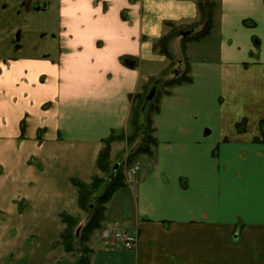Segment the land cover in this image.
Instances as JSON below:
<instances>
[{
    "label": "crops",
    "instance_id": "obj_1",
    "mask_svg": "<svg viewBox=\"0 0 264 264\" xmlns=\"http://www.w3.org/2000/svg\"><path fill=\"white\" fill-rule=\"evenodd\" d=\"M44 6L45 47L0 54V264L57 263L60 214L83 212L73 181L101 173L103 140L129 129L134 95L177 68L192 81L162 96L153 156L134 178L124 164V205L119 190L107 203L102 229L137 242L113 249L97 230L91 264H264V0H219L203 51L176 36L172 59L154 44L165 21L199 19L197 0Z\"/></svg>",
    "mask_w": 264,
    "mask_h": 264
},
{
    "label": "trees",
    "instance_id": "obj_2",
    "mask_svg": "<svg viewBox=\"0 0 264 264\" xmlns=\"http://www.w3.org/2000/svg\"><path fill=\"white\" fill-rule=\"evenodd\" d=\"M197 5L199 11L198 20L185 25H177L172 21H165L164 25L166 32L154 44L155 50H158L167 58L172 59V55L168 48L169 42L173 37L182 36L181 31L183 29L203 24L202 29L194 35L183 37L182 40L184 42L190 39L199 40L210 34L214 25L218 3H216L215 0H197ZM191 81L192 78L189 75L188 68L179 76H174L170 79L161 78L154 80L150 78L148 82L143 85L142 90L134 95L129 118L130 131H113L108 138L103 140L104 146L98 156L97 166L102 173L107 174V178L97 173L93 175L88 182L80 180L73 181L77 189V205L83 212L88 214L89 217L81 230L80 236L76 237L75 230L80 223L79 219L71 213H61V222L65 227L61 232L58 244L63 246L66 253L77 255L75 264H91V255L93 251L89 242L93 234L103 226L107 211V203L118 190L126 186L124 164L130 166L141 155L153 156V148L157 144L153 116L159 111L162 96L169 94L176 85ZM159 85L165 87L164 91H159ZM152 92L153 97L148 100L147 96ZM261 125L264 126V121L261 122ZM238 126H245V121ZM22 127L24 128V123ZM115 141H126L131 148L124 163L120 165L115 175L111 177L113 171V164L111 163V145ZM137 141H139V144L135 150L132 151Z\"/></svg>",
    "mask_w": 264,
    "mask_h": 264
},
{
    "label": "rangeland",
    "instance_id": "obj_3",
    "mask_svg": "<svg viewBox=\"0 0 264 264\" xmlns=\"http://www.w3.org/2000/svg\"><path fill=\"white\" fill-rule=\"evenodd\" d=\"M215 1L218 3L219 8V0ZM27 2L28 0H0V54L15 56L20 51H26L33 48L34 50L42 49L49 42L50 38H48V35L44 31L46 22L45 13L42 12L43 9H45L44 2H32L30 4ZM218 8L216 9V14L218 12ZM202 27L203 24H199L195 27V29L198 31L201 30ZM14 28H17L15 33L13 31ZM18 34L20 40H18ZM204 38L199 40L190 39L186 41V45L195 49L196 51H203V48H205V43L201 42V40ZM21 42L22 49H17ZM179 69L177 68V70ZM161 78H163V75H161V77L158 79ZM170 78H172V76L169 75V79ZM164 88L165 87L162 85H159V91H164ZM127 131L129 132L130 130L128 129ZM123 143L127 144L126 141ZM123 143H120V145ZM130 148L131 147L127 144V155L130 151ZM126 150L119 151L116 155V158L111 159V163L114 164L115 161L121 158V156L125 154ZM99 175L107 178V174L102 172L99 173ZM118 192H120L119 198L116 200V202H114L117 208H119V211L124 205L120 201H125V195L127 193L123 192V189H120ZM116 193L114 194L113 198L115 197ZM120 197L122 198L120 199ZM113 198L110 201H113ZM110 203L112 204V202ZM117 203H121V206L117 205ZM76 217L79 219V222L82 220L86 222L89 215L85 212H82V215H78ZM55 253V261L57 262L56 264H75L77 260L76 254L64 253V248L61 244Z\"/></svg>",
    "mask_w": 264,
    "mask_h": 264
},
{
    "label": "built area",
    "instance_id": "obj_4",
    "mask_svg": "<svg viewBox=\"0 0 264 264\" xmlns=\"http://www.w3.org/2000/svg\"><path fill=\"white\" fill-rule=\"evenodd\" d=\"M46 0H29V2H44ZM140 169L139 163H136L128 170V177L134 178ZM101 236L107 246L113 249L130 250L137 242V233L130 232L119 227H106L102 230Z\"/></svg>",
    "mask_w": 264,
    "mask_h": 264
},
{
    "label": "water",
    "instance_id": "obj_5",
    "mask_svg": "<svg viewBox=\"0 0 264 264\" xmlns=\"http://www.w3.org/2000/svg\"><path fill=\"white\" fill-rule=\"evenodd\" d=\"M181 33H182V37L185 38V37H189V36L195 34L196 33V30L194 28H186V29H183L181 31ZM175 74H176V76H179L180 75V72L178 70H175ZM152 97H153V92L149 96H147V99L150 100ZM138 144H139V141H137V143L133 146L132 151L135 150V148L138 146ZM122 162H123V159H119L112 166L113 171L111 173V177H113L115 175L117 169L120 167V165L122 164ZM84 224H85V221H81L79 223L78 227L75 230L76 237H79L80 236V233H81V230H82Z\"/></svg>",
    "mask_w": 264,
    "mask_h": 264
},
{
    "label": "flooded vegetation",
    "instance_id": "obj_6",
    "mask_svg": "<svg viewBox=\"0 0 264 264\" xmlns=\"http://www.w3.org/2000/svg\"><path fill=\"white\" fill-rule=\"evenodd\" d=\"M28 3L30 4V2L28 1Z\"/></svg>",
    "mask_w": 264,
    "mask_h": 264
}]
</instances>
